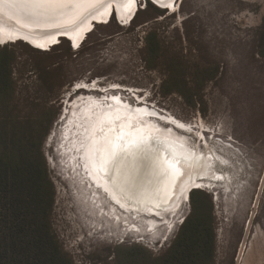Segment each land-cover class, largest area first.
Masks as SVG:
<instances>
[{"label":"rangeland","instance_id":"rangeland-1","mask_svg":"<svg viewBox=\"0 0 264 264\" xmlns=\"http://www.w3.org/2000/svg\"><path fill=\"white\" fill-rule=\"evenodd\" d=\"M119 21L114 13L93 24L77 48L66 39L47 50L19 40L0 46L16 58L14 114L51 117L38 143L63 252L73 264H114L120 245L158 255L190 213L189 199L157 214L125 213L71 163L69 120L79 99L115 96L149 109L159 130L181 136L214 166L218 176L203 177L197 189L211 206L212 264H264V0H185L174 16L150 5ZM149 32L160 45L151 68L144 58ZM172 74L195 86L194 105L161 93Z\"/></svg>","mask_w":264,"mask_h":264},{"label":"bare ground","instance_id":"bare-ground-1","mask_svg":"<svg viewBox=\"0 0 264 264\" xmlns=\"http://www.w3.org/2000/svg\"><path fill=\"white\" fill-rule=\"evenodd\" d=\"M111 9L127 23L135 12L126 0L112 3ZM109 17L108 4H82L59 20L22 17L27 25L22 27L5 13L0 15V44L22 40L47 50L53 40L66 39L77 48L93 24L106 23ZM112 97L79 99L69 120V127L75 128L69 147L76 151L71 163L114 205L125 213L157 214L176 207L182 198L188 200L189 189L202 186L203 177L218 176L201 150L177 134L159 130L150 121L154 115L149 109Z\"/></svg>","mask_w":264,"mask_h":264},{"label":"trees","instance_id":"trees-1","mask_svg":"<svg viewBox=\"0 0 264 264\" xmlns=\"http://www.w3.org/2000/svg\"><path fill=\"white\" fill-rule=\"evenodd\" d=\"M144 43L145 63L151 68L160 55L157 35L149 32ZM15 60L10 48L0 47V264H73L52 229L54 191L38 143L51 117L48 111L26 120L14 114ZM194 87L172 74L161 93H177L194 105ZM201 194L199 190L190 193L192 210L162 253L148 256L150 252L140 245H120L115 249L116 264H212L211 206Z\"/></svg>","mask_w":264,"mask_h":264},{"label":"snow or ice","instance_id":"snow-or-ice-1","mask_svg":"<svg viewBox=\"0 0 264 264\" xmlns=\"http://www.w3.org/2000/svg\"><path fill=\"white\" fill-rule=\"evenodd\" d=\"M184 2L185 0H126L129 10L133 6L136 11H139L141 8L147 10L151 5L163 9L165 12H170L173 16L177 11H183ZM112 3H118V0H0V15L7 13L8 19L15 18L24 27L27 25L21 21L22 17L25 20L41 16L52 20H59L61 17L67 15L69 11L76 9L82 4H108L109 15H113L114 10L111 9ZM77 87H83V85L77 84ZM113 87H118V85H113ZM112 99L116 100L117 97L113 96ZM177 126L180 128L184 127L183 124L179 123ZM188 130L193 131L194 129L189 128ZM192 207L190 198V212ZM146 255L151 256V253H146Z\"/></svg>","mask_w":264,"mask_h":264},{"label":"water","instance_id":"water-1","mask_svg":"<svg viewBox=\"0 0 264 264\" xmlns=\"http://www.w3.org/2000/svg\"><path fill=\"white\" fill-rule=\"evenodd\" d=\"M114 12H115V9H114ZM116 13V12H115ZM111 16V15H110ZM117 17V16H116ZM118 19V18H117ZM19 41H22V40H19ZM14 42H17V41H13V42H9V43H14ZM22 42H24V41H22ZM26 43V42H25ZM81 43V42H80ZM6 44H8L7 42L6 43H4L3 45H6ZM28 44V43H27ZM0 46H2V44H0ZM79 46V45H78ZM33 48H35V47H33ZM42 50V49H41ZM198 189V187H191L190 189H189V192H188V194H187V197H188V199H189V194H190V192H192L193 190H197ZM104 193H105V191H104Z\"/></svg>","mask_w":264,"mask_h":264},{"label":"flooded vegetation","instance_id":"flooded-vegetation-1","mask_svg":"<svg viewBox=\"0 0 264 264\" xmlns=\"http://www.w3.org/2000/svg\"><path fill=\"white\" fill-rule=\"evenodd\" d=\"M182 200L187 201V199L182 198Z\"/></svg>","mask_w":264,"mask_h":264}]
</instances>
